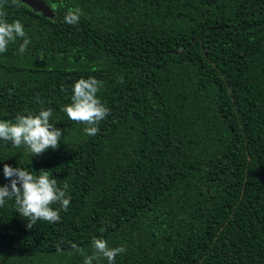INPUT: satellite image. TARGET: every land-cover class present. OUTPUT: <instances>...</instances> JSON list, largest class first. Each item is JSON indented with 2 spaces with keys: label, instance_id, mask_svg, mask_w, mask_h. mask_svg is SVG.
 I'll use <instances>...</instances> for the list:
<instances>
[{
  "label": "trees",
  "instance_id": "obj_1",
  "mask_svg": "<svg viewBox=\"0 0 264 264\" xmlns=\"http://www.w3.org/2000/svg\"><path fill=\"white\" fill-rule=\"evenodd\" d=\"M43 1L52 17L0 0L31 40L0 54V120L51 108L61 141L0 140V186L5 164L46 170L70 205L29 230L6 201L0 264H83L94 237L115 264H264V0ZM89 77L110 110L94 136L61 111Z\"/></svg>",
  "mask_w": 264,
  "mask_h": 264
},
{
  "label": "clouds",
  "instance_id": "obj_2",
  "mask_svg": "<svg viewBox=\"0 0 264 264\" xmlns=\"http://www.w3.org/2000/svg\"><path fill=\"white\" fill-rule=\"evenodd\" d=\"M13 5H19L20 0H11ZM2 7V5H0ZM79 9L69 10L64 16L68 25L79 24ZM6 13L0 11V54L7 52L10 43L22 40L18 53L27 51L31 40L27 38L23 24L20 20L9 23L4 17ZM118 83H123V77H118ZM102 83L94 77L80 78L72 85L71 102L61 108L71 121L85 125L84 132L94 136L99 131V123L104 120L110 110L101 103L97 93ZM52 109H41L38 114L29 113L18 115L15 122L0 120V140L10 142L14 148L24 147L30 157L40 156L48 149L59 148L62 132L50 123ZM3 176L9 184L0 186V207L8 200H14L16 211L26 219V229L31 230L38 221L49 224L60 221V211H67L70 197L67 194L68 184L58 186L57 180L49 171L41 170L38 175H33L22 167L3 166ZM19 185V186H18ZM52 205H59L54 209ZM71 248L83 254V250L75 243L69 242ZM91 247L92 255H86L83 264H93L94 260L104 259L107 264H115L117 255L124 252L123 247L110 248L103 238H93Z\"/></svg>",
  "mask_w": 264,
  "mask_h": 264
},
{
  "label": "water",
  "instance_id": "obj_3",
  "mask_svg": "<svg viewBox=\"0 0 264 264\" xmlns=\"http://www.w3.org/2000/svg\"><path fill=\"white\" fill-rule=\"evenodd\" d=\"M28 5L35 12H40L44 17H52L54 12L52 8L43 0H20Z\"/></svg>",
  "mask_w": 264,
  "mask_h": 264
}]
</instances>
